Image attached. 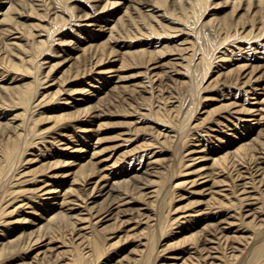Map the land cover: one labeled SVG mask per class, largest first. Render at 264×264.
Returning a JSON list of instances; mask_svg holds the SVG:
<instances>
[{"label":"bare ground","instance_id":"6f19581e","mask_svg":"<svg viewBox=\"0 0 264 264\" xmlns=\"http://www.w3.org/2000/svg\"><path fill=\"white\" fill-rule=\"evenodd\" d=\"M65 1L0 0V264L6 254L17 264H264V0H169L172 12L167 0ZM38 13L28 29L22 20ZM164 21L170 32H153ZM74 26L86 31L82 48L62 38ZM207 26L226 38L210 46L201 35L203 44ZM138 28L147 38L121 51L116 69H103L119 61L114 47L92 54L82 89L60 99L74 112L36 114L59 91L53 58L75 60L111 30ZM126 56L145 62L140 84H118L133 81L120 75ZM216 78L229 103L193 124L194 96ZM117 116L121 143L106 156L99 136ZM28 163L42 171L27 176Z\"/></svg>","mask_w":264,"mask_h":264},{"label":"rangeland","instance_id":"374dc122","mask_svg":"<svg viewBox=\"0 0 264 264\" xmlns=\"http://www.w3.org/2000/svg\"><path fill=\"white\" fill-rule=\"evenodd\" d=\"M82 1L84 0H66L65 2H68V5H81ZM223 2L224 0H211V2ZM124 7V6H123ZM163 7L165 9H169L171 12L173 11V8H171V2L169 0H167L166 2L163 3ZM115 10V9H114ZM88 11V12H87ZM227 10H222L219 11L217 13L218 16H222L224 15V13ZM230 11V9L228 10V12ZM30 13V12H29ZM88 13H90L89 10H77V12H75V15H79V16H86ZM243 13V12H241ZM28 14V13H27ZM40 13L38 14H33V18L31 19H24L22 20L24 22V24L27 26L28 29H32L29 25H33L34 23H36L38 20L35 17H38ZM104 15V13H103ZM50 16V14H49ZM120 16L116 15V14H110V17H105V18H109L112 20H115V23L119 20ZM118 19V20H117ZM230 22V21H229ZM78 23V18H76L75 21H73L72 23H66L65 25V29L68 28L69 26H71L72 24ZM114 24V22L112 23ZM111 24V26H112ZM164 24L166 25V28L164 29H160V28H156L153 27V32H159L160 34L165 33V32H170V24H167L166 21H164ZM226 24V22L223 23V26ZM222 26L219 27H215V26H207V28L203 29L202 31H200L199 34V39H201V42H203L202 37L205 39V41L207 42L208 45L212 46V45H218L219 43H221L225 38V34H222V32H220L218 30V28H220ZM75 28L72 27V29L69 30V34H71V31H75L73 30ZM76 32V31H75ZM73 33V38L71 37V35H67L66 34H62V38L64 40L69 41L70 43H68V46L74 47V39L77 38V43H79L80 47L82 48L85 46V44L80 43L81 40H79L78 38H84L86 37V35H84V33H86V31L81 30L80 34L79 33ZM113 34V35H111ZM111 40L109 39V41H106V39H100L99 43H101V48H97V49H91L88 50L85 54H82L79 58L75 59V60H70L68 62H63L62 64L58 63V61H60V57L57 58H53V60H55V69L53 71V76L56 78V81L58 82V87L55 89H59V91H57L58 93L55 94L51 101V103H49L47 105V108L43 107L40 110L36 109V114H47L50 116L53 115H59L62 113H67V112H74L75 108L71 107L69 109H65L64 107H61V100L62 98L68 96V95H72L73 93L78 94V92L82 89L83 87V81L87 80V74L90 72L85 71L86 68H88L86 65H88L91 62V57L92 54L95 53L96 51H100L99 53H103L106 54L112 47H114V49L116 50L113 60H119V61H115V62H110L107 61L108 63H106L105 65H103V69H107V67H112V69H116L118 66H120L121 62L123 61V53L121 51H128L129 49H139V43L142 41V39H146L147 37L142 33V30L140 28H138V30H131V32L127 33L126 35H122L119 34L116 31H112L111 30ZM109 35V36H110ZM93 36V35H91ZM119 37V38H117ZM118 42L120 43V45H129L130 46L120 49V47H118V45H115V43ZM204 44V42H203ZM230 45V41L229 39L226 40V43L224 44L225 48L228 47ZM46 48V47H45ZM44 48V49H45ZM225 48L221 49V50H225ZM222 52V51H221ZM221 53H218V55H220ZM150 59V54L145 55L144 60H148ZM127 64L126 67H124L122 69V73L120 75L122 76H131L132 80L131 82H126V84H124L123 82H120L118 84L122 85H130L132 83H136V84H140L142 82V80L144 79V74L147 71L146 65L144 64L145 62L142 61L140 63L136 62L135 60H133L132 58L126 56L125 62ZM115 74V73H112ZM238 72L235 71L234 73H232V77L236 78L237 77ZM29 76H33L32 74H28ZM108 75V74H107ZM224 77V76H223ZM221 78V77H220ZM219 78V79H220ZM118 80V78L116 79ZM211 80H209L207 83H203L202 87L203 89L201 91H197V93L194 96V109L197 105V103H199L200 107H199V113L196 114L194 113V118L192 119V123L193 124H197V123H202L203 126L207 125V123H210L212 120H214L215 118L218 117V114H220L221 112L224 111V107H223V103L224 101L226 103H229V101L226 99V92L223 90V85L220 86H215V84L218 81V78H216L213 82V84L208 88V89H204L205 86L208 85V83ZM119 87L118 89H116V94L121 96L123 93V88ZM124 87V86H123ZM178 90L181 91V96L184 97L185 93H186V87L185 85H178ZM114 96V95H113ZM112 97V96H111ZM111 97L109 98V100L111 99ZM210 102H215L211 105H209ZM115 106L113 105L112 111H115L116 109L114 108ZM205 107V108H204ZM204 108V109H203ZM213 109L212 112H210L209 110ZM201 111V113H200ZM194 112V110H193ZM203 112H209L206 116H201ZM159 115H162V112L159 114H153V118L155 120L158 119ZM124 117H118L117 118H106L105 119V130L100 134L99 138L102 139V143L99 147L98 150H105V154L106 156H109L111 151H114V147L118 144L121 143V141L119 140V133L120 130H118L116 128V123L119 121H122ZM128 119H130L129 117H127ZM196 118V119H195ZM197 118H200L199 120H197ZM50 121V120H49ZM49 121H43L41 123H39V125H41L42 128H47L50 126V124L48 123ZM147 122L145 124H143L144 126H152L154 128H156V124L151 120H146ZM38 125V126H39ZM152 127L148 128L146 127L144 129L145 130H150L152 131ZM157 129V128H156ZM147 137H143V139H141L139 141V143L146 141ZM135 142L131 143L130 146H127L125 148H123V150H120L119 154L127 149H132L135 146ZM122 149V147H121ZM117 155V156H118ZM116 159V157L114 158ZM113 159V160H114ZM59 166H62V163L59 164ZM25 168V169H24ZM22 169L25 170L26 175H33L36 173H39L42 171V167L40 166V163H28L26 164V166L22 167ZM30 170H32L33 172H31ZM62 172H69V171H74L76 169H74L73 167H63ZM26 177V176H24ZM68 185H65L64 188H66ZM181 201V200H179ZM179 201H173V203L178 204ZM189 203V200H185L182 201L181 204H186ZM173 206V205H172ZM6 217L3 218V220H5ZM132 248V247H131ZM130 248V249H131ZM129 249V250H130ZM129 250L125 253H123V256L126 255ZM1 259H4L3 261L8 262L7 264H17V263H13L8 261L9 259H7V254L4 255ZM21 263V262H20ZM18 263V264H20Z\"/></svg>","mask_w":264,"mask_h":264}]
</instances>
